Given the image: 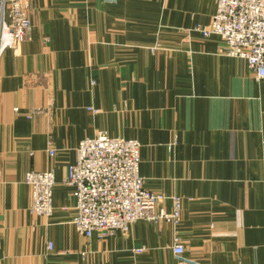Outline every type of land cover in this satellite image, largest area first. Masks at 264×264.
Returning a JSON list of instances; mask_svg holds the SVG:
<instances>
[{
  "label": "crops",
  "instance_id": "crops-1",
  "mask_svg": "<svg viewBox=\"0 0 264 264\" xmlns=\"http://www.w3.org/2000/svg\"><path fill=\"white\" fill-rule=\"evenodd\" d=\"M29 2L25 40L0 56V264H264V79L197 30L214 0ZM98 131L140 142L146 187L180 197L176 225L75 230L67 166ZM46 169L47 217L24 182Z\"/></svg>",
  "mask_w": 264,
  "mask_h": 264
},
{
  "label": "built area",
  "instance_id": "built-area-1",
  "mask_svg": "<svg viewBox=\"0 0 264 264\" xmlns=\"http://www.w3.org/2000/svg\"><path fill=\"white\" fill-rule=\"evenodd\" d=\"M215 12L208 25L197 28L203 37H219L226 55L245 61L255 80L264 79V0H214ZM29 0H0V56L16 49L30 28ZM137 139L98 131L81 139L75 160L67 166L65 184L74 200L70 223L75 230L99 239L126 231L137 220L179 219L180 197L173 196V210L164 212L167 197L147 189L139 173ZM49 155L54 149H48ZM24 182L31 190V211L50 216L54 211L53 169L29 170ZM48 248L52 244L48 243ZM172 252L180 256L184 245L175 238Z\"/></svg>",
  "mask_w": 264,
  "mask_h": 264
},
{
  "label": "rangeland",
  "instance_id": "rangeland-1",
  "mask_svg": "<svg viewBox=\"0 0 264 264\" xmlns=\"http://www.w3.org/2000/svg\"><path fill=\"white\" fill-rule=\"evenodd\" d=\"M224 53H225V51H223ZM90 110H92L93 112H95V109H93V108H89ZM124 138V137H123ZM140 143V142H139ZM140 146H141V144H140ZM143 178V177H142ZM144 179V178H143ZM145 182V181H144ZM146 186V185H145ZM148 189V188H147ZM150 190V189H149ZM150 191H152V192H154V193H157V194H159V195H163V196H165V197H167L166 199H164L162 202H161V206H162V208H163V210H164V212L165 213H167V214H169V213H171L172 212V210H173V200H172V197L173 196H175V195H165V194H162V193H158V192H156V191H153V190H150ZM170 200L171 202H172V208H171V210L170 211H166L165 210V208H164V206H163V203H164V201L165 200ZM145 221H150V220H145ZM160 221H165V222H169V223H171V224H173V225H176L177 224V222L178 221H176V222H173V221H166V220H160ZM136 222V221H135ZM153 222H156V221H153ZM134 223V222H133ZM132 223V224H133ZM131 224V225H132ZM131 225L129 226V228H128V230L130 229V227H131ZM127 231V230H126ZM123 232H125V231H123Z\"/></svg>",
  "mask_w": 264,
  "mask_h": 264
}]
</instances>
